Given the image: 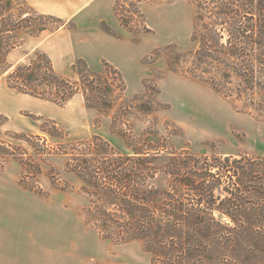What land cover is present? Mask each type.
Here are the masks:
<instances>
[{
  "label": "rangeland",
  "instance_id": "374dc122",
  "mask_svg": "<svg viewBox=\"0 0 264 264\" xmlns=\"http://www.w3.org/2000/svg\"><path fill=\"white\" fill-rule=\"evenodd\" d=\"M8 1L15 18L30 12L24 0ZM215 1L200 9L195 0H115L123 17L133 18L132 31L121 24L115 7L118 29L107 22L98 28L103 33L110 28L123 46L93 45L90 25L65 20L70 23L62 28L67 35L57 43L48 46L47 41L32 51L24 47L17 58L8 55L13 69L28 65L35 52L45 53L55 70L75 84L79 77L73 65L83 60L104 80H91L94 91L88 93L91 104L102 111L87 107L83 94L60 106L9 87L15 116L0 113V264H153L142 241L104 239L95 227L96 199L69 167L88 160L97 169L103 158L87 144L95 136L113 148L114 156L136 158L132 145L150 152V170L141 173L140 187L171 193L184 178L169 171L174 172L173 164L186 163L187 155L210 162L214 156L245 154L264 159V72L252 74V61L244 54L250 53V43L234 40L239 26L221 25ZM23 34L18 40L33 37ZM212 42L220 47H210ZM200 49L203 57L197 59ZM238 50L246 52L236 56ZM105 63L122 74L123 94L115 86L106 90L109 79L119 85ZM4 75L7 80L8 73L0 70ZM206 81L222 85L227 97ZM17 93L29 97L17 99ZM129 166L137 169L135 161ZM215 194L224 197L220 188Z\"/></svg>",
  "mask_w": 264,
  "mask_h": 264
},
{
  "label": "trees",
  "instance_id": "16d2710c",
  "mask_svg": "<svg viewBox=\"0 0 264 264\" xmlns=\"http://www.w3.org/2000/svg\"><path fill=\"white\" fill-rule=\"evenodd\" d=\"M208 1L195 0V4L200 9L203 6L207 9ZM215 2L221 25L231 23L232 26H239L232 34L234 40L241 45L243 40L250 43L247 48L250 53L238 50L240 52L235 53L236 56L246 52L244 54L252 61V74L264 72V0ZM24 5L30 12L22 13L17 19L13 15L12 4L8 0H0V70L8 73L9 87L60 106L77 94H83L87 107L102 111L99 105L91 104L88 93L94 91L91 80L97 77L104 80V77L90 70L83 60L73 65L79 84L59 74L48 55L40 51L35 52V58L28 65H18L13 69L8 65L9 53L22 45V41L18 40L21 33L37 37L44 31L55 32L70 26L63 19L37 13L25 1ZM115 13L121 24L132 31L129 23L133 18L129 21L123 17L118 3ZM139 13L141 15L140 10L136 12L137 15ZM247 18V24L243 23ZM103 31L112 35L107 26ZM217 44L213 46L212 42L210 47H220ZM202 51L200 49L197 53V59H202ZM105 69L117 77L119 85H114L109 79L104 84L108 93L115 86L123 94L126 84L120 71L109 63H105ZM237 73L245 77L236 70ZM204 83L226 96L222 85L209 81ZM87 144L92 154L96 152L99 158H103L97 169L88 160L75 163V166L70 162L69 167L75 169L73 171L87 186L88 194L96 199L93 202L96 208L95 227L104 239L142 241L145 252L152 256L153 264H264V159L245 154L214 156L210 162L207 157L184 155L188 157L186 163L173 164L174 172L169 171L171 175L184 178L179 186H173L175 191L171 193V190L140 187L144 174L150 170L147 164L151 159L146 156L150 152L139 151L132 145L129 147L136 158L124 157L121 153L114 156L116 152L113 148L98 136ZM134 161L135 170L129 166ZM168 162L167 167L170 168L171 156ZM218 188L223 198L216 196ZM103 197L107 202L102 200ZM113 210L120 217H116Z\"/></svg>",
  "mask_w": 264,
  "mask_h": 264
},
{
  "label": "crops",
  "instance_id": "0c3cea01",
  "mask_svg": "<svg viewBox=\"0 0 264 264\" xmlns=\"http://www.w3.org/2000/svg\"><path fill=\"white\" fill-rule=\"evenodd\" d=\"M24 1L39 14L54 16L63 20H72L79 27H82L85 24L90 25L95 30V32L92 34V37L88 41L93 45H97L98 47L123 46L122 44L123 40L115 39L114 37H112V35L109 36L107 33L105 34L99 31L98 28V24L102 22H107L113 29H118V20L115 17V13H114V7L116 3L115 0H24ZM65 35H67L65 30L61 28L55 32L52 33L49 32V36L47 38H45L44 32L41 36L39 35L37 37H32L27 39L23 38L22 39L23 46L12 50L9 53V58L12 56L17 58L18 51L24 47L25 49L32 51L36 49H42L47 43V41H48V46H50L53 43L55 44L60 39L65 37ZM12 92H14V90L9 88L5 75L0 77V113L8 117L10 115L13 118L15 116V109L11 107L9 108V94ZM17 96L29 97L27 95H22L20 93L14 95V97L18 99ZM5 245L6 247H8L9 244H5Z\"/></svg>",
  "mask_w": 264,
  "mask_h": 264
}]
</instances>
